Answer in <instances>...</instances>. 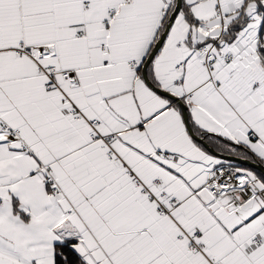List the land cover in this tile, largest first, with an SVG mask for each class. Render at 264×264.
<instances>
[{
    "label": "snow or ice",
    "instance_id": "snow-or-ice-1",
    "mask_svg": "<svg viewBox=\"0 0 264 264\" xmlns=\"http://www.w3.org/2000/svg\"><path fill=\"white\" fill-rule=\"evenodd\" d=\"M0 264H264V0H0Z\"/></svg>",
    "mask_w": 264,
    "mask_h": 264
}]
</instances>
